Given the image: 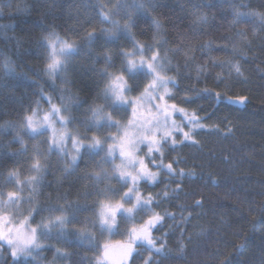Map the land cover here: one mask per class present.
Returning <instances> with one entry per match:
<instances>
[{"label": "trees", "instance_id": "trees-1", "mask_svg": "<svg viewBox=\"0 0 264 264\" xmlns=\"http://www.w3.org/2000/svg\"><path fill=\"white\" fill-rule=\"evenodd\" d=\"M139 2L126 0L133 9L138 8ZM143 3L152 9V18L163 23L167 39L164 50L174 49L178 44L183 46L178 54L168 52L172 64L183 65L186 56L194 55V61L185 70L191 71L193 76L199 71L202 78L210 72L208 79L196 87H208L222 93L221 101L215 104L211 98L200 97L186 101L191 105H183L188 107L189 112L200 105V115L210 113L208 120L201 121L205 125L204 129L198 130L199 135L194 137L201 148L177 149L170 152L164 162L179 155L185 158L186 163L178 167L187 170L202 165V168L196 167L195 170L198 173L203 171L210 179L207 186L197 181L200 185L197 196L188 198L181 193L179 200L165 201L155 209L161 213L165 210L176 213V220L168 219L159 231L154 228L152 234L160 237L168 232L171 225L179 223L180 209L176 207L177 204H191L199 198L200 193L206 203L203 209L185 210V215L193 213L191 224H181L165 237L167 247L173 252L168 256L155 254L153 259L157 264H264V0H156L155 5L143 0ZM237 11L241 13L238 17ZM250 11L259 15H248ZM200 15H206L208 21L196 25L194 21ZM150 19L147 11L135 12L137 25L143 24L147 29L137 27L141 40L152 39L155 29L149 28ZM233 20H236L234 25L231 23ZM92 26H110L107 22L101 25L96 0H0V144L5 145L4 150L0 151V160L7 154V142L14 134V131L3 125L6 122L19 125L22 112L39 95L41 88L56 98L54 102L61 96L66 101L77 97L82 99V105L74 113L80 118L92 116L90 111L84 109L93 101L97 104L104 102L98 98L105 82L103 74H99V70L104 67V58L98 53H102L105 48L118 49L120 40L127 47V36L120 32L118 38L112 39L100 31L94 37L85 39L87 29ZM195 28L199 31L193 34ZM52 31L60 33L69 42L77 38L79 41L76 49L65 56L66 66L62 64L54 77H50L44 67L49 59V48L43 37ZM182 33L185 35L180 36ZM209 43L210 48L202 47ZM212 60L218 63L210 66L209 61ZM116 63L118 66L119 61ZM236 63H239L243 76H238L232 67ZM166 74L173 75L171 72ZM217 75L223 77L219 84L215 82ZM185 83L192 84L194 81L189 78ZM239 95L249 96V102L236 106L228 102L231 99L225 98ZM40 107L46 110L49 105L45 102ZM115 107L121 110L125 108L122 105ZM26 114L31 115L30 112ZM129 115L130 110L124 116L125 122ZM100 125L106 126V121L101 120ZM213 126H218L219 131H209ZM76 127L75 123L69 126L72 131ZM229 128L233 129L232 133H228ZM78 130L84 131L83 128ZM111 131L115 133L116 129ZM88 134H95V130ZM32 135L35 134L29 130L24 137L29 152L13 157L19 161L18 167L22 169L17 177L21 181L37 174L29 171L33 161L28 157L35 154L33 146H38L45 154L48 150L47 144H41L42 137L29 139ZM19 147L13 140L11 148L17 150ZM95 151L98 150L89 151L85 148L84 156L77 161V165L70 173H65L68 157L58 154L52 148L50 157L46 156L51 167L43 177L42 191L31 200L29 197L32 192L23 190V183L15 188L6 183L5 166L0 163V210L8 199L7 191L17 190L22 198L21 203L11 205L3 212L16 211L17 217H24L28 215L27 210L36 204L54 203L57 195L63 197L66 191L68 200H79V203L67 209L66 225L62 226L59 221H55L51 223L55 226L50 227V230L43 227L38 229L39 246H29L20 257L13 258L7 251H0V264H97V257L101 258L105 244L127 240V234L123 232L124 224L120 225L119 231L112 233L94 231L91 242L88 236L80 237L76 231L77 228L88 227L83 223L86 217L89 223L92 219L93 209L81 205H91L93 200L99 199L95 195H84L85 191L93 192L92 185L96 180L95 177L86 180L82 173L99 171L97 187L100 189L110 180L116 183L109 176L111 166L115 163L114 158H105V161L108 159L107 164L105 161L95 165L89 163L85 169V159L99 160ZM104 155V152H100V156ZM212 179L220 183L214 185ZM170 187H175V184ZM163 189V183L154 186L144 184L142 187L145 192ZM49 197L52 199L49 200ZM201 211L204 214L196 217L195 213ZM47 219L48 214L43 213L35 216L31 224L34 226ZM193 224L197 225L195 229ZM181 228L186 229L182 234ZM200 228L208 230L206 235L189 239ZM181 235L182 242L187 245L183 256L176 253ZM138 246L146 249L142 245ZM56 249L66 250L67 254H61ZM24 254L31 258H25ZM148 256V251H142L133 257V264H144Z\"/></svg>", "mask_w": 264, "mask_h": 264}, {"label": "snow or ice", "instance_id": "snow-or-ice-1", "mask_svg": "<svg viewBox=\"0 0 264 264\" xmlns=\"http://www.w3.org/2000/svg\"><path fill=\"white\" fill-rule=\"evenodd\" d=\"M148 2L153 5L156 4V0H148ZM137 4L138 8L133 9L129 7L126 0H96L97 14L100 17L101 25L107 22L110 26L89 27L84 38L94 37L97 32L102 31L107 37L116 39L120 32H124L127 36L128 46H123V40H120L118 49L105 48L102 53H98L104 58V67L99 70V74H103L105 81L102 90L98 93V98L104 102L97 104L93 101L88 108L84 109V111L92 113L91 117L80 118L74 114L82 105V99L77 97L66 101L61 96L59 100L54 102L56 98L41 88L39 95L22 112L19 125L13 122H6L3 125L6 129L14 131L11 139L7 142V154L0 160V163L5 166L6 183L12 184L14 188L21 183L31 186L32 196L29 197L30 200L42 191L43 177L51 167L46 156L50 157L53 147L57 149L58 154H64L68 157V150L64 142L66 140L71 141V148L75 154L68 157L64 168L65 173H70L73 167L77 165V161L84 156L85 148L89 151L98 150L95 151V156L99 157V160L85 159V169L88 168L89 163L95 165L105 161V158L113 157L116 150L119 149L122 163H113L109 172V176L114 179L115 184L111 183L113 180H110L103 189H100L97 187L99 171H84L82 173L84 179L95 177L96 180V183L92 185L93 192L85 191L84 195H95L99 199L93 200L91 205H81L93 209L92 219L89 223V218H85L83 223L88 225L87 228L76 229L80 237L88 236L91 242L94 231L99 230L101 234L103 231L112 233L114 230L119 231L120 225L124 224L123 232L127 234V242L123 244V253L114 264H133V257L142 251L149 252V256L144 259V264H157L153 259L155 254L168 256L173 252L167 247L165 237L181 224H191L194 218L193 213L190 212L185 215V210L204 208L206 201L202 193L191 204H177L176 207L180 209L179 223L171 225L168 232L160 237L152 234L154 228L159 231L168 219L176 220V213L167 210L161 213L155 209L159 208L165 201L179 200L181 193L188 198L197 196L200 187L197 181H202L204 186H207L210 179L203 171L198 173L195 170L196 167L202 168V165H195L187 170L178 167L180 164L186 163L185 158L179 155L169 159L167 163L164 162L168 154L177 149L193 147L199 150L201 148L194 137L199 135L198 130L204 129L205 125L201 121L208 120L210 113L204 112L200 115V105H196L189 112L188 107L183 105L188 104L186 101L200 97L211 98L215 104V102L221 101L222 97V93L212 88L196 87L197 84L208 79L210 72L203 75L202 78L199 71L193 76L191 71L185 70L194 61V55L186 56L183 65L172 64L168 58V52L178 54L183 46L178 44L174 49L165 51L167 39L162 21L152 18V9H148L143 0ZM137 10L147 11L151 17L149 28L154 27L155 29L151 41L139 38L137 27L145 29V26L143 24L137 25L134 20ZM247 14L259 15V13L251 11ZM236 15L238 17L241 13L237 11ZM207 21L206 15H200L196 17L194 23L199 25L207 23ZM231 23L234 25L236 20ZM198 31L199 29L195 28L193 34ZM184 35L185 33L180 34V36ZM43 39L49 48V59L44 65L45 71L50 74V77H54L62 64L66 66L62 55H57V52L64 54L75 50L79 41L77 38L76 41L69 42L55 31L49 32ZM202 47L210 48L211 44ZM117 60L119 61L118 66ZM217 63L215 60L209 61L210 66H215ZM232 67L238 76L244 75L239 63ZM110 69H116V71H110ZM169 72L173 75H166ZM189 78L194 83H185ZM222 79V76L217 75L215 82L219 84ZM132 93H136V95H132ZM225 98L231 99L233 104H247L250 99L247 95ZM45 102L49 105L47 111L40 107ZM33 104L36 106L33 107ZM116 105H125L126 107L121 110L115 107ZM145 105H147L146 116L139 112V109ZM129 109L131 114L125 122L124 116L128 115ZM42 111L44 112L42 119L37 120ZM28 112L31 115H27ZM175 113H179L183 117L179 123L172 119ZM57 119L59 120V128L56 127ZM101 120L106 121V126L100 125ZM74 123L77 127L73 129V132H69V126ZM79 128H83L84 131L80 132ZM113 128L116 129L115 133L111 131ZM29 130L35 135L28 138L42 137L41 144H47L48 150L45 154L40 151L38 146H33L35 154L28 157L33 161L29 165V171L37 174L21 181L17 177L22 169L18 167L19 161L13 157L23 156L29 152L27 142L24 139ZM94 130L95 134H88ZM209 131L217 132L219 128L213 126ZM227 131L232 133L233 129L229 128ZM101 133L103 134L101 135ZM13 140L20 145L19 149L13 150L11 148ZM142 145L147 146V152L143 156L139 155V152L143 150ZM4 148L5 145L0 144V151H3ZM100 152H104L105 155L100 156ZM42 160H44L43 163ZM107 163L108 159L105 161V164ZM149 164L155 168V171L151 170ZM157 183L164 184L162 191L152 192L149 190L145 192L142 190L144 184L154 186ZM211 183L215 185L219 184L220 181L212 179ZM172 184H175V187H170ZM186 184L188 185L187 191H185ZM6 195L8 198L6 203L10 202L15 206L22 202L20 192L17 190H9ZM67 196L66 191L63 197L58 194L54 203L36 204L27 210L28 215L22 219H18L16 211L12 213L0 212V251H7L11 257L16 258L24 252L28 245L37 243V230L41 227L50 230L51 223L55 221H59L62 226L66 225L67 209L79 203L78 199L68 200ZM51 199L49 197V200ZM43 213L48 214V219L41 220L33 226L31 221L35 220V216ZM203 214L201 211L195 213V216L199 217ZM192 227L195 229L197 225L193 224ZM23 228H27V231L22 233L21 229ZM185 230V228H181V234ZM207 231V229L200 228L199 231H194L189 239L193 236H204ZM137 241L146 244L147 248L142 249L137 245ZM182 241L183 235H181L176 249V253L181 256L185 255L187 247ZM108 247L107 244L104 245L103 257L105 262L110 260ZM56 251L67 254L66 250L56 249ZM97 264H101L99 257H97Z\"/></svg>", "mask_w": 264, "mask_h": 264}, {"label": "rangeland", "instance_id": "rangeland-1", "mask_svg": "<svg viewBox=\"0 0 264 264\" xmlns=\"http://www.w3.org/2000/svg\"><path fill=\"white\" fill-rule=\"evenodd\" d=\"M57 48H58V45H57ZM73 51V50H72ZM72 51H69V52H67V53H64V54H61V53H59V52H57V55H62V57H63V59L65 58V56L68 54V53H70V52H72ZM149 55H150V53H149ZM167 75V74H166ZM228 102L229 103H231V104H233V101L232 100H228ZM234 105H241V104H234ZM122 106H125V105H122ZM126 107V106H125ZM48 109H46L45 111H47ZM130 110V109H129ZM139 112L141 113V114H143L144 116H146L147 115V105H145L143 108H140L139 109ZM43 114H44V112L42 111L40 114H39V116L37 117V120H40V119H42V117H43ZM131 114V113H130ZM180 114L179 113H175L174 115H173V117H172V119L173 120H176L178 123L183 119V117H182V119H181V117L179 116ZM169 123H171V121H169ZM56 127L57 128H59L60 127V125H59V120L57 119L56 120ZM69 130V132H73L72 130H70V128L68 129ZM132 131H135L134 129H132ZM185 131H187V129H185ZM49 135H51V133H49ZM65 147L67 148V150H68V157H70L71 155H74L75 153H74V151L72 150V148H71V141L70 140H66L65 142ZM142 147V151H140L139 152V155H141V156H143L144 155V153L145 152H147V146H145V145H142L141 146ZM55 150H56V152H58L57 151V149L55 148V147H53ZM62 156H65L64 154H61ZM66 157V156H65ZM109 159H111V158H114L115 159V164H120V163H122V159L120 158V156H119V149H117L116 150V152L114 153V155H113V157H108ZM146 163H148V161L146 160ZM149 167L151 168V170H153V171H155V168L151 165V164H149ZM21 188L23 189V190H27L28 192H30L31 191V186H29V185H27L26 183H23L22 185H21ZM6 201H7V199L5 200V202L3 203V205H2V209L0 210V212H3V210L5 209V210H7V209H9V207L12 205L10 202H8V203H6ZM23 217H18V219H22ZM55 226V224H53V225H50V227H54ZM27 231V228H23V229H21V232L23 233V232H26ZM115 231V230H114ZM113 231V232H114ZM125 242H127V240L125 241ZM125 242H118V243H114V244H107L109 247H108V249H107V251H108V253H109V257H110V260L109 261H107V262H105L104 261V257H103V253H102V256H101V258H100V262H101V264H114V262H116V261H118L119 260V258H120V256L122 255V253H123V244L125 243ZM32 245V248H35L36 246H39V243H38V240H37V243L36 244H30V245H28L25 249H27V248H29V246H31ZM137 245H142V246H144V247H146L147 248V245L146 244H142V242H140V241H137ZM103 252L105 251V249L103 248V250H102ZM22 255V253H20L19 255H18V257H20ZM24 256H25V258L27 257V258H31V256L29 255H26V254H24Z\"/></svg>", "mask_w": 264, "mask_h": 264}, {"label": "bare ground", "instance_id": "bare-ground-1", "mask_svg": "<svg viewBox=\"0 0 264 264\" xmlns=\"http://www.w3.org/2000/svg\"><path fill=\"white\" fill-rule=\"evenodd\" d=\"M77 255V254H76Z\"/></svg>", "mask_w": 264, "mask_h": 264}]
</instances>
